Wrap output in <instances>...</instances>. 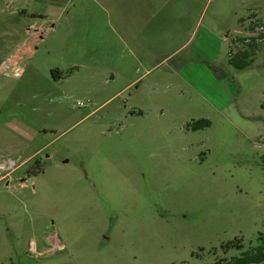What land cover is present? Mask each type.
Returning a JSON list of instances; mask_svg holds the SVG:
<instances>
[{"label":"rangeland","instance_id":"rangeland-1","mask_svg":"<svg viewBox=\"0 0 264 264\" xmlns=\"http://www.w3.org/2000/svg\"><path fill=\"white\" fill-rule=\"evenodd\" d=\"M260 235L264 0H0V264H214Z\"/></svg>","mask_w":264,"mask_h":264},{"label":"trees","instance_id":"trees-1","mask_svg":"<svg viewBox=\"0 0 264 264\" xmlns=\"http://www.w3.org/2000/svg\"><path fill=\"white\" fill-rule=\"evenodd\" d=\"M251 41L252 43L248 45V48H246L245 50H241V52H239L243 54L245 58L255 54L259 46L258 38H252ZM231 62L239 69H245L247 66L240 59H236V57H233L231 59ZM232 248L242 250L244 248V245L241 240H237L235 242H231L226 245L227 251ZM260 263H264V235H260L258 237V242L256 246H251L248 250L244 251L239 257H236L231 261L219 260L216 261L214 264H260Z\"/></svg>","mask_w":264,"mask_h":264},{"label":"built area","instance_id":"built-area-1","mask_svg":"<svg viewBox=\"0 0 264 264\" xmlns=\"http://www.w3.org/2000/svg\"><path fill=\"white\" fill-rule=\"evenodd\" d=\"M13 72H14V75L17 77H19L22 72L21 68L17 65V63L14 65Z\"/></svg>","mask_w":264,"mask_h":264},{"label":"crops","instance_id":"crops-1","mask_svg":"<svg viewBox=\"0 0 264 264\" xmlns=\"http://www.w3.org/2000/svg\"><path fill=\"white\" fill-rule=\"evenodd\" d=\"M111 82H115V79H113Z\"/></svg>","mask_w":264,"mask_h":264}]
</instances>
